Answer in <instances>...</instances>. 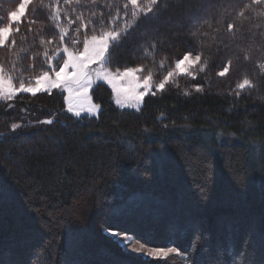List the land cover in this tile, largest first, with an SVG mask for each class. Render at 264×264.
I'll use <instances>...</instances> for the list:
<instances>
[{"label": "trees", "instance_id": "trees-1", "mask_svg": "<svg viewBox=\"0 0 264 264\" xmlns=\"http://www.w3.org/2000/svg\"><path fill=\"white\" fill-rule=\"evenodd\" d=\"M21 2L0 0V27ZM125 2L31 0L12 23L15 47L0 48V66L17 86L21 75H40L58 47L92 34L68 19L82 15L99 31L101 19L108 24L119 12L123 26L131 13L129 5L125 16ZM261 13L264 2L252 0H160L151 19L141 15L111 49V71L143 66L160 80L185 54L201 61L195 79L178 77V86L147 96L140 112L116 108L103 84L92 90L97 117L67 113L57 91L0 102V133L17 137H0V264H164L125 253L107 235L113 231L148 247H177L181 256L168 264H183L184 255L194 264H264ZM61 27L69 29L63 43ZM225 66L228 73L217 75ZM245 78L255 86L237 96ZM46 119L54 123H38ZM12 123L22 127L12 133ZM196 234L203 243L189 251Z\"/></svg>", "mask_w": 264, "mask_h": 264}, {"label": "snow or ice", "instance_id": "snow-or-ice-1", "mask_svg": "<svg viewBox=\"0 0 264 264\" xmlns=\"http://www.w3.org/2000/svg\"><path fill=\"white\" fill-rule=\"evenodd\" d=\"M71 0H65V3H69ZM264 0H252L253 4H260ZM31 3V0H23L19 3L18 8L15 11L8 13L9 26L0 27V48H3L6 43L10 42L11 47H15L16 41L12 39V22L20 21V18L25 14V6ZM77 4H82V0H76ZM83 3L98 4V0H83ZM160 0H126L124 4V14L128 15L129 5L131 6L130 19H126L123 26L117 22V17L120 15L117 12L116 16L111 17L108 24H105L104 20H100V30L98 31L95 22L92 19L85 21L82 15H76L74 19H68V24H74L77 21L80 22V27L90 28L92 34L89 36L85 34L82 41L79 36L75 39H71V43L68 46L57 48V56L48 59V70H42V73L31 79H25L23 75L19 78L18 86L14 81V76L5 72L3 66H0V102H6L13 100L19 93H29L32 96H36L37 93L47 92L52 94L53 89L59 90L61 93H66L63 96L65 104L67 105V112L71 113L76 118H81L82 113H87L89 116H93L100 110V105L92 104L89 101L88 90L93 87L96 81H103L107 83L113 94L115 95V103L121 109H134L137 112L142 110V105L145 102L146 96H156L158 93H162L166 90V85L172 83L176 86L175 77L178 75H188L192 79H195L189 68L193 64H199L201 61V55L197 54L190 60V54H185L182 59H178L175 62L173 69L168 70L163 78L156 80L154 77L156 73L152 70H145L143 66L136 68H126L123 71L117 69L115 72L110 70L111 64V49L119 48L125 40H127L138 27V21L143 15L147 19L152 17L149 15L159 11ZM244 7H247L244 5ZM93 17L95 12L92 13ZM243 17L244 12L238 13ZM264 15V13H261ZM54 19H59V12H56L53 16ZM34 22V21H33ZM80 27H77L74 31L79 33ZM233 28L232 24L228 25L229 31ZM16 32L20 29L17 27ZM31 31V29H29ZM69 29L67 27H61L60 41L64 42V37L68 35ZM82 42V48L73 47ZM40 43L43 45L45 41L42 39ZM47 43L51 44L52 40H48ZM62 51V55L59 53ZM147 54V52H146ZM47 57V52L44 53ZM249 57L244 56L247 60ZM55 59V63H53ZM62 62V63H61ZM206 64V62H205ZM96 65L95 68L91 67ZM161 70L165 66V61L160 62ZM31 67V66H30ZM264 70V64L258 65ZM200 72L205 71V65H201ZM229 67L225 66L222 71L217 75L223 77L228 73ZM255 85L247 78L237 85L240 90L236 93L237 96L241 94L245 88H253ZM196 92H202L203 89L200 86L195 87ZM190 93L185 90L184 96H188ZM87 101V102H86ZM12 107V105H8ZM40 124L51 125L54 123L53 119H46L38 121ZM22 125L20 123L11 124V132L16 133ZM0 137L5 139L17 138L7 137L0 133ZM220 138V137H218ZM206 167L208 166L207 160L204 161ZM207 195L203 187H201V200H206ZM125 234L119 232H111V236L114 238H120ZM120 243L123 244L124 240L121 239ZM203 243L199 234L194 236L193 245L190 246L189 251L199 250ZM127 252V247L123 249ZM132 252H144V245L141 244L139 249H132ZM175 253L177 256H181V252L177 247L158 246L150 247L144 253L147 257L156 261H163L164 264H168L170 254ZM35 255V253H34ZM183 264H194L191 259V255L182 256Z\"/></svg>", "mask_w": 264, "mask_h": 264}, {"label": "rangeland", "instance_id": "rangeland-1", "mask_svg": "<svg viewBox=\"0 0 264 264\" xmlns=\"http://www.w3.org/2000/svg\"><path fill=\"white\" fill-rule=\"evenodd\" d=\"M22 2H23V0H22ZM28 5V4H27ZM27 5L25 6V9H26V7H27ZM21 19V18H20ZM17 22H19V21H16V22H12V23H17ZM60 55H62V51L59 53ZM58 55V54H57ZM195 56H193V55H190V60L191 59H193ZM197 64H193L190 68H189V71L192 73V69L196 66ZM173 67H172V69L174 68V66H175V63H173V65H172ZM91 67H93V68H95L96 67V65H92ZM171 70V69H170ZM121 71H123V70H121ZM113 72H115V71H113ZM166 74V73H165ZM184 76H188V75H178V76H176L175 77V79H177L178 77H184ZM163 78V77H162ZM98 84H103V85H105L109 90H110V92H111V101H112V103H113V105L116 107V108H118V109H120V110H128V111H134V112H137V111H135L134 109H121L116 103H115V95L113 94V92H112V89H111V87L107 84V83H105V82H103V81H96L94 84H93V87L92 88H90L89 90H88V97H89V101L92 103V104H96L95 102H94V100H93V97H92V90H93V88L96 86V85H98ZM170 84V83H169ZM167 86V85H166ZM52 91H57V92H60L59 90H57V89H53ZM40 93H47V92H40ZM40 93H37V94H40ZM61 93V92H60ZM20 94H28V95H31V94H29V93H19L18 95H20ZM63 95H66V93H62ZM147 97V96H146ZM145 97V98H146ZM7 102V101H6ZM87 102V101H86ZM64 105H65V111L67 112V105L65 104V101H64ZM143 106V105H142ZM141 106V107H142ZM100 111H101V107H100V110L99 111H97L96 112V114L95 115H93V116H89L87 113H82V116H87V117H97L99 114H100ZM68 113V112H67ZM69 114H71V113H69ZM72 115V114H71ZM81 116V117H82ZM107 235L109 236V237H111V238H113L118 244H119V246L122 248V250L125 248V247H127V252H125L124 250V252L125 253H127V254H132V255H135V256H138V257H141V258H143V259H146V260H153L152 258H150V257H147L144 253L148 250V248H150V247H148V246H145L144 245V252H132L131 250L132 249H139L140 248V246H141V244L142 243H139L138 241H136L135 239H133V237H131V236H128V235H124V236H121L120 238H114V237H112L111 236V232H107ZM121 239H123L124 240V243L123 244H121L120 243V240ZM170 256H176V254L175 253H172V254H170ZM169 256V257H170Z\"/></svg>", "mask_w": 264, "mask_h": 264}]
</instances>
